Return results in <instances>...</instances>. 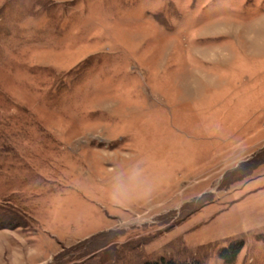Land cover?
<instances>
[{"label":"rangeland","instance_id":"rangeland-1","mask_svg":"<svg viewBox=\"0 0 264 264\" xmlns=\"http://www.w3.org/2000/svg\"><path fill=\"white\" fill-rule=\"evenodd\" d=\"M160 258L264 264V0H0V264Z\"/></svg>","mask_w":264,"mask_h":264},{"label":"trees","instance_id":"trees-1","mask_svg":"<svg viewBox=\"0 0 264 264\" xmlns=\"http://www.w3.org/2000/svg\"><path fill=\"white\" fill-rule=\"evenodd\" d=\"M242 244L239 242L232 243L227 247L222 248L219 251V257L227 263H230L234 260L236 257L237 253L239 252ZM144 264H198L197 262H177L173 259H165V258H160L155 261H148L145 262Z\"/></svg>","mask_w":264,"mask_h":264}]
</instances>
